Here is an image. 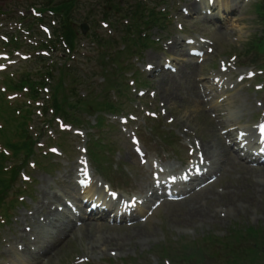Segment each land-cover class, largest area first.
Returning <instances> with one entry per match:
<instances>
[{
	"label": "rangeland",
	"instance_id": "1",
	"mask_svg": "<svg viewBox=\"0 0 264 264\" xmlns=\"http://www.w3.org/2000/svg\"><path fill=\"white\" fill-rule=\"evenodd\" d=\"M190 1L200 5L198 14L189 9ZM205 1H211L213 6L216 2ZM218 1L209 10L206 4H200L202 0H81L75 16L79 26L87 24L89 30L83 35L79 29V52L67 55L59 49L51 57L60 64L67 60L75 63L79 79L56 70L52 82L47 84L45 74L52 70L47 63L50 57L37 51L39 43L47 38L38 21L44 0H0V264H21L19 257H15L16 249L8 252L10 248L1 244L17 235L23 215L30 213L40 196L43 181L58 188L56 180L74 162H83L95 182L111 195L126 198L134 196L130 189L137 181L135 168L146 163L145 156L159 167L172 165L183 170L191 163L189 150L208 138L209 126L208 122H200L193 110H200L203 103L213 113L219 101L230 94L223 89L210 95L205 73L229 71L236 95L249 98L246 114L238 116L240 125L254 128L264 124V24L257 11L259 3L233 0L239 7L230 16L224 12L222 0ZM109 7L118 8L119 14ZM152 9L165 17L152 13ZM105 11L108 17L104 19ZM87 16L91 17L88 23L84 22ZM104 21L109 23L108 27L103 25ZM15 33H20V40L9 43L6 38ZM127 33L131 34L130 40L125 39ZM139 36L135 47L133 43ZM181 38L188 41L190 46L184 44L191 52L178 56L168 53L165 47ZM196 43H201L200 48ZM132 50L136 53L132 54ZM101 52H106L105 60L113 57L106 61L109 69L105 73L100 70ZM150 56H156L161 65L172 62L179 69L182 63L196 67L191 83L197 90L202 84L206 89L201 93V103L194 91L186 90L183 80L177 82L181 87L175 91L176 101L167 105L163 77H153ZM178 58L181 62L177 63ZM165 67L169 68L168 73L176 71L169 64ZM54 92L60 107L72 115L69 121L54 112ZM115 102L116 109L108 107ZM230 110H235L234 104ZM116 112L118 117L113 115ZM216 142L220 143L219 135ZM225 148L229 157H239L234 148ZM242 162L257 165L244 159ZM262 175L264 171H255L251 176ZM82 180L78 179L76 192L85 197L88 180ZM249 187L247 173H227L213 191L205 192L195 204H201L202 211L210 207L220 209L229 206L231 201L226 197L232 193L237 210L224 212L219 221L204 224L201 210L195 216L191 214L192 225L177 219V213L170 218L166 205L158 204L147 208L142 217L139 206L132 218L126 216L121 221L113 220V216L98 220L86 216L84 222L94 226H115H106L107 234L101 235L121 236L123 249L84 256L92 237H87L86 230L78 233L77 228L75 237L61 236V241L40 263L264 264V205L260 203L264 196L256 191L253 201L247 199ZM178 214L189 218L182 212ZM252 230L257 231L256 236L250 235Z\"/></svg>",
	"mask_w": 264,
	"mask_h": 264
},
{
	"label": "bare ground",
	"instance_id": "2",
	"mask_svg": "<svg viewBox=\"0 0 264 264\" xmlns=\"http://www.w3.org/2000/svg\"><path fill=\"white\" fill-rule=\"evenodd\" d=\"M197 2L199 1L197 0ZM217 2L220 1L216 0L215 5ZM222 2L225 4L224 12L230 16L236 13L239 6L234 4L233 0H222ZM200 4H206L207 8H210L205 0H202ZM199 6L193 1L188 2V7L193 14H198ZM185 42L186 40L181 38V40L169 43L165 48L168 53L171 52L177 56L183 55L185 52L189 54L191 49L186 48ZM186 44L190 46L187 42ZM195 46L200 48L201 43H196ZM149 60L153 65L151 72L153 77L157 79L163 77L161 84L162 87H166L164 97L167 105L176 101L177 93L175 91L179 89L180 85L177 82L183 80L187 84L186 90L194 91L199 104L201 103V93L202 91L205 92L206 89L210 91V95L215 94L214 91L228 90L230 94L219 101L213 113L209 112L203 103H201L202 108L200 110H193L200 122L209 123L206 129L208 138L203 140L198 147L190 148V157L192 156L194 159L183 170L176 169L172 165L159 167L152 158L145 156L146 163L135 168L137 181L133 183L130 189L134 192V196L129 198L121 194L120 196L111 195L104 187L102 188L99 183L95 182L93 173L80 161L74 162L66 168L64 174L59 176L56 180L58 188L57 186L53 188L46 181H43L40 196L36 199L35 206L30 209V213L23 215L24 221L18 225L17 235L12 239L6 238L1 244L5 248H10L8 252L16 249L15 257H19L21 264H31L32 261L35 264H41L40 261L43 257L47 256L56 243L61 241L60 237L74 234L77 228L78 233L83 234L86 230L88 232L87 237H92L84 249V256L90 253L104 255L113 250L123 249L124 245L120 243L122 241L121 236L107 237L101 235L107 234L104 232V230H108L106 226L112 229H115V226L105 223L94 226L92 223L84 222L86 216L94 220L113 216V220L121 221L126 219V216L132 218L133 211L139 206H142V209L139 210L140 217H142L147 208H154L158 204L159 207L166 205V211L168 215L170 214V218H173L174 214L177 213V219L181 218L191 222V214L195 216L200 210L202 211L201 204L199 206L195 204L199 201V197L205 192L213 191L227 173L236 171L243 174L247 173V181L250 185L247 199L253 201L256 191L260 192V196H264V175L251 176L252 173L255 174V171H264V167L259 166L264 164V124L254 128L240 125L241 121L238 120V116L239 114L243 116L246 114L248 109L246 102H249V98L243 99L242 96L236 95V86L230 80L227 73L229 71H220L217 74L205 73L204 77L207 78L206 82L210 86L206 89H203V84L201 87L197 86L198 91L196 86L191 83L196 67L192 68L182 63L180 69L175 66L176 71L174 73L169 71L170 73H168V70L164 68L165 63L161 65L162 61L156 56H150ZM176 62H181V60L178 58ZM231 104H234L235 110H230ZM188 132L189 130L186 131V134ZM218 135L220 137L219 144L216 142ZM225 146L234 148L239 157H229ZM161 158L169 161L165 157ZM243 159L254 162L253 164L257 163V165L248 166L242 162ZM185 177L187 180L184 179ZM79 178H82V181L92 180L90 183L87 181L88 187L85 189L88 191H86L85 197L79 196L76 192ZM203 184L205 186L194 190ZM168 194L178 198L170 202L166 198ZM226 198L231 201L227 203L229 206H222L216 210V207H210L202 211L201 220L203 224L208 221H219L220 218H223L224 212L237 210L233 202L235 200L234 194L230 193ZM260 203L264 205V197ZM88 208H90V213L87 211ZM179 212L189 215V218L178 214ZM67 213H73V216L65 217ZM190 224L193 225L194 223L191 222ZM25 230H28L27 233H22ZM97 234H100L101 237H94ZM58 238L60 239L57 240ZM20 242H23L24 245L22 246ZM111 242L116 245H110ZM32 245L36 248H30ZM51 258L49 257L48 260L50 261Z\"/></svg>",
	"mask_w": 264,
	"mask_h": 264
},
{
	"label": "trees",
	"instance_id": "3",
	"mask_svg": "<svg viewBox=\"0 0 264 264\" xmlns=\"http://www.w3.org/2000/svg\"><path fill=\"white\" fill-rule=\"evenodd\" d=\"M79 1L78 0H46L45 7L43 6V10L41 12L45 13L44 9L45 10L49 9L53 16V19L56 22L53 24L54 27H52V29L54 30V34L56 36L55 40L51 44L52 48L58 49L60 47H63L64 46L63 43L66 45V48L67 50H69V52H72L76 48V42L79 36L78 30L76 28V23H78L79 21L77 20L74 12L77 9ZM261 12L264 18V5L261 8ZM40 21L43 22V19H40ZM102 63L104 64L105 62L102 61ZM55 67L58 68L57 66H54V68ZM54 68H52V70L50 71L54 72ZM76 69L79 68L77 66H70V67L64 66L61 69V72L70 73L69 75L74 76V78H76L75 80H77L78 75L77 72H75ZM50 71L46 72L45 76L47 75L52 76V73ZM53 103H54L53 106L54 110H56L57 112L58 111L61 112L63 115L66 116V118L70 119L72 115L68 114L67 112H65L64 109L60 107V104L58 103V98L56 96V92H54L53 95ZM108 107H110L111 109H116L115 104H111V106ZM251 234H254L256 236L257 231L252 230V233L250 232V235ZM228 253H232V251ZM205 259H207V257H205ZM230 259L231 258H229V260Z\"/></svg>",
	"mask_w": 264,
	"mask_h": 264
},
{
	"label": "water",
	"instance_id": "4",
	"mask_svg": "<svg viewBox=\"0 0 264 264\" xmlns=\"http://www.w3.org/2000/svg\"><path fill=\"white\" fill-rule=\"evenodd\" d=\"M84 29L87 30L88 29L87 26H84Z\"/></svg>",
	"mask_w": 264,
	"mask_h": 264
}]
</instances>
